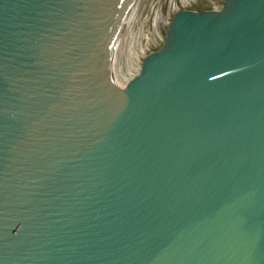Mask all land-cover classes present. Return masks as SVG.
<instances>
[{
  "label": "water",
  "instance_id": "1",
  "mask_svg": "<svg viewBox=\"0 0 264 264\" xmlns=\"http://www.w3.org/2000/svg\"><path fill=\"white\" fill-rule=\"evenodd\" d=\"M0 0V264H264V0Z\"/></svg>",
  "mask_w": 264,
  "mask_h": 264
},
{
  "label": "rangeland",
  "instance_id": "2",
  "mask_svg": "<svg viewBox=\"0 0 264 264\" xmlns=\"http://www.w3.org/2000/svg\"><path fill=\"white\" fill-rule=\"evenodd\" d=\"M223 2L224 0H162L161 11L163 25L168 28L173 14L177 11L219 10Z\"/></svg>",
  "mask_w": 264,
  "mask_h": 264
},
{
  "label": "flooded vegetation",
  "instance_id": "3",
  "mask_svg": "<svg viewBox=\"0 0 264 264\" xmlns=\"http://www.w3.org/2000/svg\"><path fill=\"white\" fill-rule=\"evenodd\" d=\"M209 9V8H208Z\"/></svg>",
  "mask_w": 264,
  "mask_h": 264
}]
</instances>
